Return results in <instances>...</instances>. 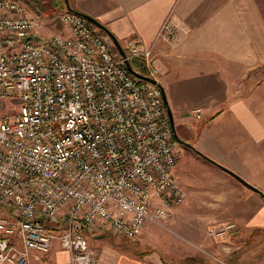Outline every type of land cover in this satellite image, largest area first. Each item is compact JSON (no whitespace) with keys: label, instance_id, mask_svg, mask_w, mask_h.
Instances as JSON below:
<instances>
[{"label":"built area","instance_id":"1","mask_svg":"<svg viewBox=\"0 0 264 264\" xmlns=\"http://www.w3.org/2000/svg\"><path fill=\"white\" fill-rule=\"evenodd\" d=\"M59 18L62 31L43 36L22 1L0 0V99L20 100L0 114V264H28L54 239L71 264H95L89 234L134 238L185 199L152 44L129 38L121 55L83 15ZM187 32L166 18L156 38ZM137 58L155 81L127 68Z\"/></svg>","mask_w":264,"mask_h":264},{"label":"crops","instance_id":"2","mask_svg":"<svg viewBox=\"0 0 264 264\" xmlns=\"http://www.w3.org/2000/svg\"><path fill=\"white\" fill-rule=\"evenodd\" d=\"M68 3L97 20L120 45L129 38L152 44L158 83L179 142L173 174L185 192L172 220L183 224L187 237L217 254L203 264H264V0ZM166 18L188 32L175 42L156 38ZM194 109H200L199 117ZM225 222L236 224L238 237L254 246L240 255L231 253L242 242L227 235L213 237L229 244L210 245L206 227ZM99 232L88 235L95 264H180L186 258L171 260L165 248L143 253L121 235L112 241ZM28 264L71 262L54 239L46 252L32 250Z\"/></svg>","mask_w":264,"mask_h":264},{"label":"rangeland","instance_id":"3","mask_svg":"<svg viewBox=\"0 0 264 264\" xmlns=\"http://www.w3.org/2000/svg\"><path fill=\"white\" fill-rule=\"evenodd\" d=\"M20 1L23 2L28 13H30L33 16H38V18L40 19L42 23L41 34L43 36H47L54 32L62 31L63 25L60 21L59 15L66 8L65 4H63V6L61 7L57 6L54 10L45 13L41 11L39 5L35 3V0H26V1L20 0ZM36 1L44 2L45 0H36ZM262 71L263 72L260 76L264 74V69H262ZM19 104H20V100L18 97L0 99V114L14 113L18 109ZM181 204L182 202L180 204L171 206L166 218L164 219L147 220L143 228L141 229L140 233L134 238H130V239L127 238L128 240L126 242L131 243L133 246H135L139 251H142L143 253L151 252V251H157L160 253L162 249L165 248L167 251L170 250L171 260H175V259L177 260L179 259V255L182 256L185 255L184 257L186 258L183 259L180 258V264H191V263L203 264L206 261V259L211 258V256L212 257L216 256L217 254H211V249L208 246H205L200 242L198 243L197 238L195 239L192 237H187L184 232L183 224H179L177 223V221L172 220L173 214H177V206ZM225 223H231V222H225ZM209 229L210 227L208 225L206 227V230L204 231L206 241L210 242V245H214V246H216V244H218L219 241L224 244L227 243L229 244V242L223 240L222 238L213 237V236L224 237L227 235L228 237L231 236L232 238L234 236L238 237L239 235L236 232L237 231L236 224L226 229L225 232H221L217 234L214 233L210 234ZM190 230H195V229L192 228ZM101 232H103L105 237H107L112 241H114L112 239L113 236L119 235L108 228L101 230ZM234 240L235 241L238 240L239 242H242V244L238 246V248L235 247L230 250V252L234 254L240 255L241 252L247 251L249 248L254 246L248 241L244 242V240L241 237L235 238ZM93 241L91 242L93 243V245H95V242Z\"/></svg>","mask_w":264,"mask_h":264},{"label":"water","instance_id":"4","mask_svg":"<svg viewBox=\"0 0 264 264\" xmlns=\"http://www.w3.org/2000/svg\"><path fill=\"white\" fill-rule=\"evenodd\" d=\"M65 3H66V8L72 10L71 7H70V5H69V3H68V0H65ZM73 11H74V10H73ZM75 12H77V11H75ZM77 13H79V12H77ZM79 14H81V15H83L84 17L88 18V19H89L90 21H92L95 25H97V26L103 28V30H104L106 33L110 34L111 39L113 40V42H114V44H115L117 50L119 51V53H120L121 55H124V51H123V49H122L120 43L115 39V37H114V36H113V35H112V34H111V33H110V32H109V31L103 26V25H101L97 20H95L94 18L90 17V16L87 15V14H82V13H79ZM127 68H128L130 71H132L134 74H137L138 76H141L140 74H138V73H136L135 71L132 70V68H131V66H130L129 63H127ZM141 77L144 78V79H147V80H149V81H155L154 79L149 78V77H147V76H141ZM162 94H163V92H162ZM163 100H164V103H165V97H164V94H163ZM166 111H167V114H168V117H169V120H170V123H171V127H172V118H171V114H170L169 110L166 109ZM172 130H173V127H172ZM224 169H225V171L229 172L231 175H233L234 177H236L239 181H241V182H242L243 184H245L246 186H248V187H250V188H254V187H252L250 184H248L245 180H243L241 177H239L237 174H235L234 172H232L231 170L226 169V168H224Z\"/></svg>","mask_w":264,"mask_h":264},{"label":"trees","instance_id":"5","mask_svg":"<svg viewBox=\"0 0 264 264\" xmlns=\"http://www.w3.org/2000/svg\"><path fill=\"white\" fill-rule=\"evenodd\" d=\"M35 3L37 5H39L41 11L45 12V13H48L49 11L54 10L57 6L61 7V6H63V4L66 5L65 0H45L44 2H39V1L35 0ZM130 66H131L133 71L140 74L141 76L146 75V69H145V66H144L142 59H140V58L133 59L130 62Z\"/></svg>","mask_w":264,"mask_h":264}]
</instances>
